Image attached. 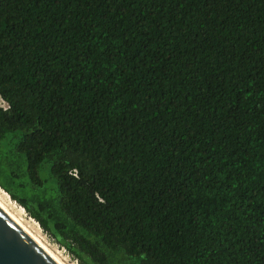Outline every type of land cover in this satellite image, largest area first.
Returning a JSON list of instances; mask_svg holds the SVG:
<instances>
[{
	"label": "trees",
	"instance_id": "trees-1",
	"mask_svg": "<svg viewBox=\"0 0 264 264\" xmlns=\"http://www.w3.org/2000/svg\"><path fill=\"white\" fill-rule=\"evenodd\" d=\"M0 188L78 264H264V0H0Z\"/></svg>",
	"mask_w": 264,
	"mask_h": 264
},
{
	"label": "water",
	"instance_id": "water-1",
	"mask_svg": "<svg viewBox=\"0 0 264 264\" xmlns=\"http://www.w3.org/2000/svg\"><path fill=\"white\" fill-rule=\"evenodd\" d=\"M0 264H60L0 206Z\"/></svg>",
	"mask_w": 264,
	"mask_h": 264
},
{
	"label": "bare ground",
	"instance_id": "bare-ground-1",
	"mask_svg": "<svg viewBox=\"0 0 264 264\" xmlns=\"http://www.w3.org/2000/svg\"><path fill=\"white\" fill-rule=\"evenodd\" d=\"M11 202L12 200L10 199L8 194L0 188V206L5 210V212L54 259H56L60 264H67L59 251L54 249V247H52L47 241H45L41 232H39L40 228L36 229V227L25 218V215L23 214L24 211H17L15 204L13 205V202Z\"/></svg>",
	"mask_w": 264,
	"mask_h": 264
},
{
	"label": "rangeland",
	"instance_id": "rangeland-1",
	"mask_svg": "<svg viewBox=\"0 0 264 264\" xmlns=\"http://www.w3.org/2000/svg\"><path fill=\"white\" fill-rule=\"evenodd\" d=\"M0 106L1 107H3V108H5V107H7L6 106V104L0 99ZM13 202V203H12ZM11 203L14 205L15 204V207H16V209H17V211H24L23 212V214L25 215V218L27 219V220H29L30 222H31V224H33L35 227H36V229L38 228H40V226L38 225V223L35 221V220H33L32 218H30L29 216H28V214L25 212V210L21 207L20 208V206L17 204V203H15L14 201H12ZM29 218V219H28ZM33 220V221H32ZM39 232H41V234H42V236L44 237V239H45V241H47L52 247H54V249H56V250H58L59 251V253L61 254V256L65 259V261H66V263L67 264H78L74 259H72L71 258V256L63 249V248H61L60 246H58L53 240H51L50 238H49V236L48 235H46L43 231H42V229L40 228V230H39Z\"/></svg>",
	"mask_w": 264,
	"mask_h": 264
}]
</instances>
